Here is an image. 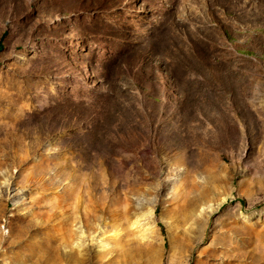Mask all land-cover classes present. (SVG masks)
Segmentation results:
<instances>
[{
  "label": "rangeland",
  "instance_id": "obj_1",
  "mask_svg": "<svg viewBox=\"0 0 264 264\" xmlns=\"http://www.w3.org/2000/svg\"><path fill=\"white\" fill-rule=\"evenodd\" d=\"M0 264H264V0H0Z\"/></svg>",
  "mask_w": 264,
  "mask_h": 264
},
{
  "label": "trees",
  "instance_id": "obj_2",
  "mask_svg": "<svg viewBox=\"0 0 264 264\" xmlns=\"http://www.w3.org/2000/svg\"><path fill=\"white\" fill-rule=\"evenodd\" d=\"M5 36V33H2L1 36H0V50L2 49V40H3V37Z\"/></svg>",
  "mask_w": 264,
  "mask_h": 264
}]
</instances>
